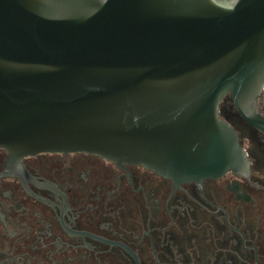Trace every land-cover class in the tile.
Listing matches in <instances>:
<instances>
[{"label":"water","instance_id":"water-1","mask_svg":"<svg viewBox=\"0 0 264 264\" xmlns=\"http://www.w3.org/2000/svg\"><path fill=\"white\" fill-rule=\"evenodd\" d=\"M264 0H0V150L87 153L176 182L247 176L264 134Z\"/></svg>","mask_w":264,"mask_h":264},{"label":"flooded vegetation","instance_id":"flooded-vegetation-1","mask_svg":"<svg viewBox=\"0 0 264 264\" xmlns=\"http://www.w3.org/2000/svg\"><path fill=\"white\" fill-rule=\"evenodd\" d=\"M257 108L264 115V92ZM220 114L247 176L176 182L93 154L18 165L0 150V264H264V134L230 97Z\"/></svg>","mask_w":264,"mask_h":264},{"label":"rangeland","instance_id":"rangeland-1","mask_svg":"<svg viewBox=\"0 0 264 264\" xmlns=\"http://www.w3.org/2000/svg\"><path fill=\"white\" fill-rule=\"evenodd\" d=\"M224 114H225V115H228V112H227L226 110H224Z\"/></svg>","mask_w":264,"mask_h":264}]
</instances>
